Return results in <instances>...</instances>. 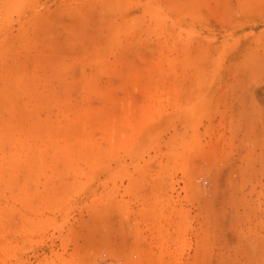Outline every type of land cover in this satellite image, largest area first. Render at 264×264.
<instances>
[{"label":"rangeland","instance_id":"rangeland-1","mask_svg":"<svg viewBox=\"0 0 264 264\" xmlns=\"http://www.w3.org/2000/svg\"><path fill=\"white\" fill-rule=\"evenodd\" d=\"M138 8L0 0V264H264V57L213 83Z\"/></svg>","mask_w":264,"mask_h":264},{"label":"crops","instance_id":"crops-1","mask_svg":"<svg viewBox=\"0 0 264 264\" xmlns=\"http://www.w3.org/2000/svg\"><path fill=\"white\" fill-rule=\"evenodd\" d=\"M158 1L164 4L162 9L157 8L155 5V2ZM135 3L139 8L133 16L134 18H139V20L148 18L152 20L151 23L155 22V24H162V22H164L165 24V26H163V32L159 34L164 36L163 41L162 38L158 36L157 31L150 30L146 32L148 27L142 28L144 30L143 35L148 33L150 39L152 38L154 42L159 44H161L162 41L163 45L168 48L172 44V36L176 33H180V35L184 36L179 39V42L182 44L181 48H184L186 51H196L194 59L197 60V64H201L205 60H210L213 52L217 50H219L217 52H221L227 48L230 50V57L224 62V65H226V67L228 66V73L226 74L225 72V74L221 75L219 78L214 76L212 80L213 83H232L236 81L235 75L232 74L236 66H247L251 63H256L254 61L257 57H254L253 51L257 52L259 50L262 53L261 57H264V26L251 30L243 22L245 19L253 20L249 23L253 24L257 19H264V0H174L173 2L167 0H135ZM176 20L181 21V26L179 28L181 30L176 28L171 30L169 28L170 22ZM238 21L242 22L237 24ZM225 29L230 36H237L236 39L238 40L235 43L232 42V40L228 43L223 40L225 37H221V34ZM189 34L193 35L190 37ZM209 36H214L215 39H222L223 41L212 45L207 40ZM243 49L245 55L240 59L238 52ZM219 59V62L222 61L221 57H219ZM155 61L157 65V60ZM170 63V59L168 62L166 60L164 66ZM259 65L264 67V58L261 59ZM216 66H218V63ZM213 90L215 92V87ZM216 97L218 98V96ZM184 101L185 100L181 98L177 105V107L180 108L178 113L180 112V116L182 115V117L186 114V112L182 114V109L187 104L186 101ZM199 108H201V106H199ZM174 129H176V127L170 128L172 131ZM177 129L182 130L183 127H177Z\"/></svg>","mask_w":264,"mask_h":264}]
</instances>
